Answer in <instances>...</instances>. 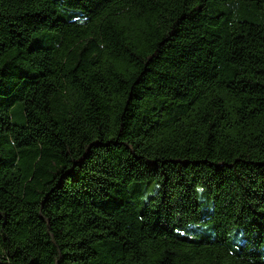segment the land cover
Masks as SVG:
<instances>
[{
    "label": "trees",
    "instance_id": "16d2710c",
    "mask_svg": "<svg viewBox=\"0 0 264 264\" xmlns=\"http://www.w3.org/2000/svg\"><path fill=\"white\" fill-rule=\"evenodd\" d=\"M262 246L264 0H0V264Z\"/></svg>",
    "mask_w": 264,
    "mask_h": 264
},
{
    "label": "rangeland",
    "instance_id": "374dc122",
    "mask_svg": "<svg viewBox=\"0 0 264 264\" xmlns=\"http://www.w3.org/2000/svg\"><path fill=\"white\" fill-rule=\"evenodd\" d=\"M152 184L153 183H151V185ZM196 193H197V199L201 205L202 213L206 214L207 212H210L212 210V202L211 199L206 195L204 189L198 187ZM202 197L204 198V200L202 199ZM205 203L208 204L207 208L205 206ZM192 227L194 232L209 234L211 236L215 235V230L210 224H198V225H192ZM227 241L231 246L243 244L245 240L242 230L240 228H232L231 230H229L227 233ZM260 251L264 253V246L260 248Z\"/></svg>",
    "mask_w": 264,
    "mask_h": 264
}]
</instances>
